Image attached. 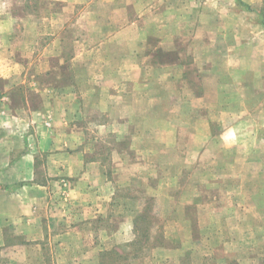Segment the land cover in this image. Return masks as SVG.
Masks as SVG:
<instances>
[{
  "label": "crops",
  "instance_id": "0c3cea01",
  "mask_svg": "<svg viewBox=\"0 0 264 264\" xmlns=\"http://www.w3.org/2000/svg\"><path fill=\"white\" fill-rule=\"evenodd\" d=\"M27 1L16 12L12 0H0V256L18 264H103L106 252L137 239L142 211L138 197L122 194L121 186L131 183L118 165L129 161L120 149L113 150L116 158L110 155L111 133L120 140L133 130L127 105L120 98L107 104L109 76L103 74L111 60L117 57V67H125L126 53L141 51L152 37L150 51H174L156 38L190 36L197 23V31L205 28L209 6L229 18L224 35L234 37L232 64L244 63L237 38H247L246 68L253 85L260 84L264 0H38L35 11ZM3 5L13 7L3 11ZM48 19L49 31L41 27ZM36 52L45 53L35 63L38 73L68 76L53 85L39 81L41 102L34 106L28 71ZM137 112L132 106L131 114ZM37 151L46 159H35Z\"/></svg>",
  "mask_w": 264,
  "mask_h": 264
},
{
  "label": "rangeland",
  "instance_id": "374dc122",
  "mask_svg": "<svg viewBox=\"0 0 264 264\" xmlns=\"http://www.w3.org/2000/svg\"><path fill=\"white\" fill-rule=\"evenodd\" d=\"M12 1L18 12L24 0ZM27 2L31 11L39 6L38 0ZM12 7L3 5V11ZM213 8L208 6L206 27L197 31V23L194 34L156 38L174 51H150L152 37L141 51L126 53L125 67H117L116 57L103 74L109 76L107 104L120 98L127 105V127L133 129L120 140L111 133L110 155L116 158L113 150L120 149L129 161L118 165L131 183L121 186L122 194L138 197L142 206L136 223L139 241L114 248L103 264H116L124 252L132 258L136 248L142 254L131 264H264V78L253 85L245 37L237 38L244 63H231L234 37L224 35L230 21ZM41 27L49 31L53 25L48 19ZM42 54L29 55L34 106L41 102L40 84L53 85L68 76L38 73L35 63ZM134 105L136 116L131 114ZM0 123L5 125L2 118ZM35 154V159H46L42 152ZM185 247L189 251L183 256ZM168 249L173 250L169 257ZM0 264L18 263L0 256Z\"/></svg>",
  "mask_w": 264,
  "mask_h": 264
},
{
  "label": "trees",
  "instance_id": "16d2710c",
  "mask_svg": "<svg viewBox=\"0 0 264 264\" xmlns=\"http://www.w3.org/2000/svg\"><path fill=\"white\" fill-rule=\"evenodd\" d=\"M139 240L138 239H136L133 243H131V245H134V244H136L137 242H138ZM141 243V242H140ZM142 247V246H141ZM140 247V248H141ZM115 251V249H113V250H110V251H108V252H106L105 254H112V252H114ZM140 251V252H139ZM141 251H142V248L141 249H139V248H136L135 250H134V254L132 255V258H136V257H138L140 254H141ZM114 253H116V252H114ZM130 257V255L128 254V253H120L119 255H118V257L115 259V260H117V261H119V260H121V259H126V258H129Z\"/></svg>",
  "mask_w": 264,
  "mask_h": 264
}]
</instances>
